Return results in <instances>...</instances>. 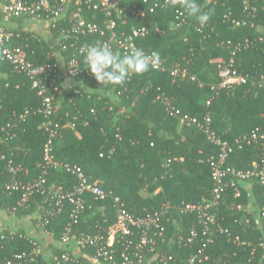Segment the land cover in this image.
Instances as JSON below:
<instances>
[{"label":"trees","instance_id":"16d2710c","mask_svg":"<svg viewBox=\"0 0 264 264\" xmlns=\"http://www.w3.org/2000/svg\"><path fill=\"white\" fill-rule=\"evenodd\" d=\"M122 1L130 9L117 19V30L127 32L131 27H145L147 33L136 38V46L158 51L161 64L156 70L132 74L122 85L102 86L94 77L78 75L72 78L90 85L89 89L75 92L70 88L62 94L54 91V85H58L60 78L57 74L50 76L46 86L50 93H54L51 118L59 123L58 136L53 140V157L57 161L80 166L89 182H96L118 196L126 209L135 215L153 212L164 204L198 203L211 195L212 179L205 159L216 154L218 146L196 126L180 124L177 118L170 116L157 95L163 93L168 96L181 114L198 118L209 114L212 129L232 146L226 166L236 170L250 169L261 150L234 141L254 128L264 126V86L256 84L261 75L264 77V37L258 39L264 28V0H196L204 11L212 10L209 22L203 26L187 14L181 22L178 13L183 9L179 5L157 6L150 10L153 0ZM247 4L257 9L256 26L233 27L230 19L246 18L243 7ZM133 7H140L145 11L144 15L132 12ZM227 7L231 14L229 18L225 16ZM78 8L85 20L101 22L100 12L88 9L77 0H69L67 12L65 10L62 18L50 23L48 28L58 38V53L65 65L76 58L81 66L87 67L83 55L74 46L78 42H98L100 37L94 33L72 35L67 31L75 21L72 15ZM13 31L19 34V37H14V43L22 44L27 40V59L34 63L48 60L47 54L53 50L43 41L34 39L30 32ZM245 37L251 43L235 54L233 67L255 82L222 89L218 93L211 90L210 86L219 80V64L223 65L229 57V51L222 43L228 39L236 43ZM52 60L57 66V58L54 56ZM2 62L6 64L8 76L0 83V154L4 155L0 158V207L18 217L32 212L42 217L50 201H54V193L70 189L76 184L77 177L69 171L48 168L43 185L44 189H49L48 198L36 192L26 204H19L20 191L6 190V185L13 180L24 183L41 174L43 146L48 133L42 127V115L32 112L40 105V97L22 74L17 73L7 61ZM161 67L167 70L163 71ZM172 67L186 69L187 75L173 80L168 71ZM191 75L196 79L191 80ZM112 97L120 103L114 104ZM210 97L211 102L206 104ZM25 109L30 113L24 120L20 121L13 115L14 111L21 113ZM7 123L11 124L10 128L5 127ZM9 159L22 168L14 175L6 167ZM248 180H252L254 194L263 206L264 189L255 178ZM240 181L233 180L234 186L227 187L214 211L223 226L249 244L233 243L218 234L206 247L209 260L204 264H264V247L261 245L264 232H254L250 219L242 228L241 210L230 209L232 203L241 204L246 197ZM234 187L239 190L238 197L233 195ZM80 197L84 209L80 214L79 228L92 232L97 227L105 236L115 222L112 199L96 198L89 192ZM71 209V203L63 200L61 213L49 217L41 228L60 240ZM38 217L35 218L36 223ZM162 224L164 234L156 237L153 251L144 247L142 262L138 263L133 257L131 264H155L161 254L173 257L169 264H189L187 258L201 246L199 237L191 245L178 244L176 239L186 236L192 227L199 232L196 213L170 210ZM8 231H0V264L22 252L33 258L26 264H43L39 254H31L35 249L31 238L17 231L24 236L17 235L11 240ZM154 231L156 229L149 232ZM125 243L124 237L115 240V263L120 261ZM81 250L94 257L93 248ZM130 251H133L132 246ZM73 258L74 264H87L79 257ZM18 261L13 264H24ZM51 264H56L55 260L52 259Z\"/></svg>","mask_w":264,"mask_h":264},{"label":"built area","instance_id":"2783aa9c","mask_svg":"<svg viewBox=\"0 0 264 264\" xmlns=\"http://www.w3.org/2000/svg\"><path fill=\"white\" fill-rule=\"evenodd\" d=\"M69 0H0V18L3 21H8L12 17H36L44 18L47 21V25L57 22L62 18L65 13L66 6ZM77 3H84L88 9L98 11L102 14L101 22L87 21L79 13L78 8L73 13L75 18L71 24L69 30L72 35L78 34H98L100 39L98 43L107 44L112 48H117L122 53L127 54L131 49L138 48L135 40L138 37H143L147 33L145 27H131L129 31L117 30V19L120 14L130 9L126 7V4L122 0H77ZM128 5V4H127ZM157 6H169L168 0H153L149 9L153 10ZM132 12L140 15H144V10L140 7H133ZM226 18L230 17L229 7H227ZM243 11L247 16L244 19L234 18L230 19L233 27L247 25L250 28L256 26L255 20L256 7L252 5H245ZM178 15L181 17V22L184 20L186 13L179 11ZM14 37H19V34H15L14 31L7 29L0 24V59L7 61L13 69L22 74L29 82L31 88L36 91V94L40 97V105L32 112L42 115V127L48 133L47 141L43 146V164L41 174L27 182H20L13 180L6 185V190L20 191L21 197L19 204H26L36 192L41 193L45 199L48 198L49 189L43 188L44 183L47 180L48 168L61 169L69 171L77 177V182L68 190H57L54 195L56 196L54 201H50V205L45 209L42 217H38L37 224L42 227L49 217H54L61 213L63 207V200H67L72 205L71 212L69 214V222L64 227L61 233L60 242L64 245L62 252L54 257L56 264H74V255L72 254L69 243L73 242L79 249H94V257L98 260L109 264H131L133 263V257L137 258L138 263L142 262V249L147 247L149 251H153L156 237L163 236L164 226L162 220L168 218L170 210L177 212H194L198 218L199 232L196 227L190 228L186 236H178L176 242L183 245H191L199 237L201 246L189 255L187 261L189 264H204L209 260L208 255L205 253L208 244L212 243L214 238L218 235H224L228 240L233 243L249 244L246 241L240 240L238 234H233L227 227L223 226L217 217L214 209L220 203L223 195L228 186H234L233 180H244L250 177L256 179L257 183L264 189V126H258L254 128L250 133L244 134L237 138L234 142L236 144L245 143L248 146H252L261 150L257 154L256 161L253 162L252 167L248 170H236L233 167L226 166V159L228 154L232 151V146L225 140H222L211 127V117L209 114H205L202 118L190 116L188 114H181L171 100L163 93L157 95V99L161 102V105L165 108L170 116L178 119L180 124L194 125L198 129L202 130L208 140L218 146L216 154H210L206 157L211 179L212 190L211 195L208 198H203L198 203H183L168 205L164 204L158 210L153 212H145L142 215H135L129 212L124 202L112 194L111 191L104 190L96 182H89L87 176L78 165H70L66 162L57 161L53 157V140L58 136L59 123L52 120L53 112V100L54 93H50L46 86V80L52 75L57 74V66L55 62H52V57L55 56L54 51L47 54V61L44 63H34L27 59L26 50L29 48L27 40L22 44L14 43ZM34 39L36 36L32 35ZM264 37V28L261 30V34L258 36L259 40ZM249 38L245 37L241 41L234 43L231 39H228L222 45L229 51L228 59L219 64L217 83L212 84L210 89L218 93L222 89H232L234 86L247 84L248 82L254 83L255 81L248 75L239 73L234 67V56L242 48H247L250 45ZM86 44H80L79 42L74 46L75 50L82 54L83 46ZM146 53L150 54L152 51L143 49ZM166 71V67L160 68ZM67 73L71 77L75 76H89L94 77L87 67L81 66L76 58L69 60L66 66ZM173 80L178 77H185L187 71L184 68L172 67L168 69ZM191 80H195V76H190ZM202 85L201 83H199ZM258 86H264V77L260 76V79L256 81ZM212 98L206 100V104L211 102ZM30 113L29 109H25L21 113L13 112V115L18 120H24ZM73 126L74 124L71 123ZM6 128H10L11 124L7 123ZM4 128V127H3ZM0 158H4L3 154H0ZM7 170L13 175L20 171L21 165L15 164L12 159L7 161ZM89 192L94 197L104 199L110 197L115 207V222L108 228L106 235L96 227L92 232H87L79 228L80 214L84 209L83 200L80 197L81 194ZM234 197L239 196V190L234 187ZM237 208L241 209L240 204H237ZM249 223V218H245V224ZM151 229H156L154 232H149ZM135 230H139L135 232ZM9 238L12 240L17 235L18 237L24 236L22 233L17 234V231L9 230ZM137 236V238H136ZM126 238V243L122 252L120 253V261L114 262V254L116 248L114 247L115 240L117 238ZM32 244L37 248V242L31 239ZM262 245V244H261ZM130 246L133 247V251H130ZM34 253L31 252V254ZM29 263L33 260L32 256H27L25 252L14 254L12 258L6 259L2 264H13L14 262ZM173 260L171 255L161 254L155 264H169Z\"/></svg>","mask_w":264,"mask_h":264},{"label":"crops","instance_id":"0c3cea01","mask_svg":"<svg viewBox=\"0 0 264 264\" xmlns=\"http://www.w3.org/2000/svg\"><path fill=\"white\" fill-rule=\"evenodd\" d=\"M0 24L12 31L17 29L30 32L37 37L39 42L43 41L54 51L55 57L57 58V77L60 78L58 85H54L55 93L62 94L70 88H73L75 92H79L81 89H89L90 85H85L83 81L74 79L67 73V65L62 61L58 53V38L50 32L47 21L44 18L12 17L8 21H3L0 18ZM7 76L6 64L0 60V83L5 80ZM112 98L114 104L120 103L115 97ZM239 185L241 190L245 192L246 197L243 199V203L240 204L241 209H238L237 205L233 203L230 209L233 210L236 208L237 210H241L240 223L242 228L245 226V218L248 217L253 221L252 230L254 232H257L255 230L264 232V205L261 206V200L254 194L252 180H241ZM37 217L38 214L36 212L18 217L16 214L10 213L6 209L0 207V231L7 229L23 232L24 235L37 242L38 246L34 249V253L41 256L43 264H51L52 259L54 260V257L58 255L56 252L62 250L64 245L60 240L55 239L51 233L42 229L36 223L35 218ZM262 246L264 247V243ZM69 247L75 257L81 258V260L87 264H109L93 256H88L86 252L77 248L73 242L69 243Z\"/></svg>","mask_w":264,"mask_h":264},{"label":"clouds","instance_id":"9594fccd","mask_svg":"<svg viewBox=\"0 0 264 264\" xmlns=\"http://www.w3.org/2000/svg\"><path fill=\"white\" fill-rule=\"evenodd\" d=\"M168 3L171 7L179 5L202 26L209 22L212 15L211 9L204 11L196 0H168ZM82 55L87 69L102 86L122 85L132 74L156 70L161 64L158 51L148 54L142 48H133L127 54H121L111 46L98 42L84 45Z\"/></svg>","mask_w":264,"mask_h":264},{"label":"rangeland","instance_id":"374dc122","mask_svg":"<svg viewBox=\"0 0 264 264\" xmlns=\"http://www.w3.org/2000/svg\"><path fill=\"white\" fill-rule=\"evenodd\" d=\"M122 2H123V1H122ZM123 3L126 4V7L128 8L129 5H127L126 2H123ZM124 11H125V10H124ZM124 11H123V12H124ZM123 12H122L121 14H123ZM121 14H120V15H121Z\"/></svg>","mask_w":264,"mask_h":264}]
</instances>
